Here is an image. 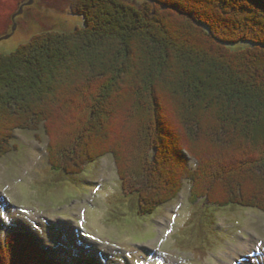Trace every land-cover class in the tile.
Here are the masks:
<instances>
[{"label":"trees","instance_id":"16d2710c","mask_svg":"<svg viewBox=\"0 0 264 264\" xmlns=\"http://www.w3.org/2000/svg\"><path fill=\"white\" fill-rule=\"evenodd\" d=\"M76 8L86 20L84 30L41 34L10 55L0 54V158L11 152L15 131L40 130L49 119L47 105L57 102L64 113L49 131L52 168L81 175L87 165L113 155L122 190L135 197L139 217H153L175 201L185 181L192 186V205L204 201L264 213V0H151L140 8L122 0H79ZM173 19L186 31L182 47L175 36L183 32L175 30L171 41L165 26ZM77 40L85 41L82 49L71 46ZM107 42L117 49H107ZM134 44L143 53L133 55ZM67 53L89 57V70L82 65L62 72ZM130 63L139 82L128 95L113 94L117 75L130 72ZM175 67L180 73L170 84L165 79ZM78 76L73 91L87 92L85 99L66 96ZM162 81L176 97L171 119L157 99ZM113 95L125 100L118 124L109 121L112 112L99 116L95 110ZM95 122L97 140L108 134L116 145L104 144L106 150L93 158L82 141ZM0 264L61 263L34 235L21 232L0 241Z\"/></svg>","mask_w":264,"mask_h":264},{"label":"rangeland","instance_id":"374dc122","mask_svg":"<svg viewBox=\"0 0 264 264\" xmlns=\"http://www.w3.org/2000/svg\"><path fill=\"white\" fill-rule=\"evenodd\" d=\"M78 1L0 0V54L10 55L41 34H71L84 30L85 18L76 15ZM122 1L138 8L151 3V0ZM166 24L171 35L177 29L183 32L177 31L175 36L179 47L187 44L188 41L183 42L186 31L182 25L174 19ZM173 35L171 41H175ZM84 45V40H77L71 46L82 49ZM106 46L109 50L116 48H112L110 42ZM136 46H129V51L133 55L143 53L140 45ZM85 51L82 53L87 55ZM67 54L68 61L62 72L75 71L82 65V69L89 70L92 65L89 57L83 59L84 55ZM132 58L135 63L137 59ZM80 60L83 62L79 63ZM128 66L125 69L129 68L130 72L117 75L119 89L113 94L123 91L128 95L139 82V73L131 69V63ZM171 73L164 78L170 79V84L178 77L179 68L175 67ZM79 78H74L67 86L71 91L66 96L85 99L87 92L76 96L77 91H73ZM162 82L157 86V99L171 119L169 105L176 97L169 91V82ZM124 101L113 95L104 103L105 107L98 105L95 110L99 116L101 112L108 115L112 112L114 115H109V121L118 124L125 114ZM57 105V102L47 105L49 119L40 130L15 131L11 152L0 158V241L12 233L30 232L37 237L42 249H47L50 257L61 264H76L86 258L81 256L91 254L96 256L97 264H238L248 256L242 253L247 247L253 250L246 253H251L260 245L264 253L263 212L240 207L221 209L204 201L192 205L189 181L184 182L183 191L175 201L164 205L155 216L144 218L139 217L135 197L122 190L113 155L87 165L81 175L55 171L47 150L53 140L49 131H53V123L64 113L59 112ZM157 109L155 106L156 112ZM100 134L96 122L83 134L82 150L90 149L93 158L106 150L101 148L104 144L116 145L115 138L108 134L106 140L98 141ZM62 137L65 136L62 134ZM91 140L94 142L87 143ZM196 165L190 159L189 167L195 169ZM259 259L263 260L264 256L239 264H257Z\"/></svg>","mask_w":264,"mask_h":264},{"label":"bare ground","instance_id":"6f19581e","mask_svg":"<svg viewBox=\"0 0 264 264\" xmlns=\"http://www.w3.org/2000/svg\"><path fill=\"white\" fill-rule=\"evenodd\" d=\"M243 247H247L246 245H244ZM256 249L258 250H255V252H249V253H246L247 251H251V250H253L252 248H246V250H244V248L243 249H241V250H244V252H242L243 254H247L248 256L247 257H245L244 259H242V260H240L239 262H238V264L239 263H244L245 261H246V259L248 260V261H250V260H256L258 257H261V256H264V253H263V251H262V249L260 248V245L258 246V247H256ZM253 253H255L254 255H251V254H253ZM243 258V257H242ZM231 260H234V258L232 257L231 258ZM235 262H237V261H235ZM234 262V263H235ZM257 264H260V263H262V264H264V259L263 260H260L259 259V261H257L256 262Z\"/></svg>","mask_w":264,"mask_h":264},{"label":"water","instance_id":"95a60500","mask_svg":"<svg viewBox=\"0 0 264 264\" xmlns=\"http://www.w3.org/2000/svg\"><path fill=\"white\" fill-rule=\"evenodd\" d=\"M4 39H5V38H4ZM6 39H8V38L6 37ZM1 40H2V39H1ZM1 40H0V41H1Z\"/></svg>","mask_w":264,"mask_h":264}]
</instances>
